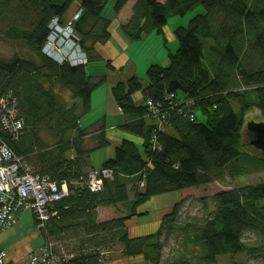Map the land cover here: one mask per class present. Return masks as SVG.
<instances>
[{"label": "trees", "instance_id": "16d2710c", "mask_svg": "<svg viewBox=\"0 0 264 264\" xmlns=\"http://www.w3.org/2000/svg\"><path fill=\"white\" fill-rule=\"evenodd\" d=\"M128 1L115 0V14ZM76 2L82 11L74 32L87 63L59 64L41 53L48 23L63 18ZM107 2L0 0V41L28 48L26 54L0 59V99L10 92L24 123L18 139L6 135L7 142L33 174L59 186L63 182L69 190L68 197L51 205L55 213L48 220L40 224L33 216L43 244L60 256L58 264H106L115 254L145 264H220L218 258L224 256L231 264H249L236 255L264 262V180L201 197L197 206H187L181 198L152 233L129 235L126 224L142 215L137 207L157 194L264 170V153L250 144L244 123L249 112L264 120V0L133 4L130 17L118 26L133 41L152 31L162 34L172 15L184 16L197 6L204 12L174 29L177 49L169 53L167 65L147 68L145 85L136 75L111 85L126 136L96 169L110 170L112 179H104L100 191H91L85 183L94 169L90 156L111 140L103 124L88 129L79 119L89 113L91 94L106 82L105 72L114 69L109 59L98 75L87 66L104 60L96 46L105 45L113 34V21L103 17ZM57 87L69 90L74 102L62 99ZM135 92L143 96L142 103H134ZM104 206L117 209V215L100 221L97 209ZM247 232L254 235V243L244 239ZM170 240L176 245H168Z\"/></svg>", "mask_w": 264, "mask_h": 264}, {"label": "rangeland", "instance_id": "374dc122", "mask_svg": "<svg viewBox=\"0 0 264 264\" xmlns=\"http://www.w3.org/2000/svg\"><path fill=\"white\" fill-rule=\"evenodd\" d=\"M115 0H108L104 10H103V17L109 18L113 21L116 14L115 11H113ZM79 9L78 3H74L73 6L65 13L63 18L59 19V25L64 26L68 25V23L71 22L72 17L74 16V13ZM204 12V8L201 6H197L194 9H192L190 12L185 14L184 16H170L167 20V24L163 27V33L157 34L156 31L149 32L146 36L139 39V41H133L130 40L128 42V45L121 44V48H118L116 45H114L116 50L110 49V52L108 53L110 58L113 59L111 61V65H114V69L117 71L116 74L119 75L122 74L125 75L127 72V64L125 62V57L131 60V63L135 65V74L136 77L143 83L147 80V75L145 74L147 68L153 63V62H159L165 63L163 61L165 58H167V64L168 62V55L169 53L175 52V50L178 47V41H176L173 31L177 27L181 26H187L189 21L191 20V17L202 14ZM115 25V22H113ZM73 29L74 24L72 23ZM78 44V41H76ZM103 47L99 45V50L101 51ZM28 48L21 43L16 42H6V41H0V59L8 60L12 58L14 55H21L22 53H27ZM106 48L103 49L105 52ZM98 52V51H97ZM102 52V51H101ZM107 53V52H106ZM118 54L120 56L118 57ZM49 58V57H48ZM50 59V58H49ZM104 59V58H103ZM52 60V59H51ZM106 60L102 61H92L87 64L88 71L91 74H98L101 72H105L106 66L104 65ZM165 64V65H167ZM122 68H120L121 66ZM114 75L109 76V79L102 85L98 86L97 89L93 91L92 94V103L90 106L89 113L82 115L80 117V124L85 127V123L87 127H90L91 124H94V128H99L103 124V118L104 116L107 118V125L114 124L115 122H119V118L121 119V112L119 110V107H117V104L115 102L114 97L112 96L111 92V85L115 83L113 80ZM129 78H123L122 80H127ZM124 82V81H123ZM117 83V82H116ZM58 92L61 95V98L67 101L68 103L74 102V99L71 98V94L69 90H65L63 88H58ZM134 103L140 104L142 103V95L140 92H135L133 95ZM76 108H80V100H75ZM80 110V109H79ZM78 110V111H79ZM195 114H197L198 119L203 120L202 114H200L199 110L195 111ZM254 112H249L247 116H245L244 123L245 126L250 121L260 122L262 119L259 120L257 116L254 115ZM104 115V116H103ZM82 120V121H81ZM248 133H250L248 131ZM252 140V133L251 138ZM250 139L245 138L247 142L250 141ZM249 140V141H248ZM115 143L110 142L109 145L106 147H103L101 149L95 150L92 152L90 159V164H92L95 168H100L103 161L111 158L114 155ZM252 147L250 148V150ZM264 180V170L260 172L252 173V175H245L241 176L238 179H227L224 183H218V182H212L209 185L206 186H199V188H189L181 191H172L167 192L164 194H157V196H153L150 199H147L145 203L140 204L137 207V210L139 213H142V215H138L136 217H132L127 219L126 224L129 229V235L137 236V235H145L148 233L154 232L159 225V220L168 212L171 211L172 207L178 203V200L180 197L187 199V206L191 204L192 206H197L198 201L201 197H210V195L220 192L221 190H227L231 189V187H238L245 183H252L257 181H263ZM197 208H191V211H197ZM117 209H111L109 213L102 214V217H98L100 221H104L105 219H110L115 217V213ZM166 213H162V212ZM162 213L163 215H161ZM20 223L17 225L16 231L11 232L5 231L0 232V249H5L11 252L18 253V255H21L22 253H30L33 250H36L39 246H41L44 243V239L39 234V229L34 226V218L32 212L26 211L22 215L19 216ZM244 239L247 240L249 243H254L255 238L254 235L251 233H246L244 236ZM168 245H176L173 240H170ZM166 245L163 250L164 253H168L169 247ZM57 249L60 251L67 252V249L65 246H61L60 244H56ZM21 257V256H20ZM119 255L115 254V258L118 259ZM235 259L242 260V261H248L249 264H264L263 261L259 259H249L244 255H236ZM231 259L228 256L219 257L218 263L220 264H231ZM120 264H126V262L122 261L119 262ZM127 264H145L143 261L138 260L134 261L133 263L128 261Z\"/></svg>", "mask_w": 264, "mask_h": 264}, {"label": "built area", "instance_id": "2783aa9c", "mask_svg": "<svg viewBox=\"0 0 264 264\" xmlns=\"http://www.w3.org/2000/svg\"><path fill=\"white\" fill-rule=\"evenodd\" d=\"M81 11L80 8L77 9L71 22L64 26L58 24V17H53L48 23L47 38L42 45L43 55L59 64L67 62L76 66L87 63V55L76 43L79 37L72 26L80 17ZM147 105L153 109L150 101ZM23 127L24 123L17 111V101L9 92L0 99V232L17 225L19 216L29 210L41 224L55 213L50 209L51 205L69 196L67 184L62 182L59 186L45 176L33 174L23 164L21 157L14 154L7 139L15 142ZM112 176L113 173L108 169H93L88 172L85 183L91 191H100L103 180L112 179ZM7 255V251L0 250V264H9L6 261ZM65 257L68 256H62L63 259ZM60 261V256L53 253L50 246L42 244L27 255L23 264H58Z\"/></svg>", "mask_w": 264, "mask_h": 264}, {"label": "crops", "instance_id": "0c3cea01", "mask_svg": "<svg viewBox=\"0 0 264 264\" xmlns=\"http://www.w3.org/2000/svg\"><path fill=\"white\" fill-rule=\"evenodd\" d=\"M137 0H129L128 2H127V4L120 10V12L119 13H117L116 14V16H115V18L113 19V22H115V26H114V28H113V30H112V36H111V38L107 41V43L105 44V45H101L103 48L101 49V51L99 50V45L100 44H97V46H96V51H98V53L105 59V60H110V62L111 61H113V59H111L110 58V56H109V52H110V49H112V50H114L116 47L114 46V45H116L118 48H121V44H123V45H128V42H130V40L128 39H126L125 37H124V35L120 32V29H119V24H121V23H124V22H126V20L130 17V15H131V13H132V11H131V8H132V6H133V4L136 2ZM160 1H165V0H160ZM144 36H146V35H143L142 36V38L144 37ZM114 44V45H113ZM104 48H106V50H105V52L103 51V49ZM116 50H114V52H115ZM107 52V53H106ZM120 56V54H118V57ZM163 61H165V63H159V62H153L152 64H160L161 66L162 65H164L165 66V64H167V58H165ZM125 62H126V66H127V72L125 73V75L126 76H124L123 75V77H122V74H120L119 73V75H117L116 74V70L115 69H111V70H108V71H106L105 72V76L107 77V79H109V76H111V75H114V78H113V80L115 81V83L116 82H120V81H125V80H122L123 78H130V76H133V75H136L135 74V65L134 64H132L131 63V60L130 59H128L127 60V58L125 57ZM119 66H121V65H119ZM113 67H114V65H113ZM123 66H121L120 68H122ZM115 68V67H114ZM98 74H100V73H98ZM98 74H96V75H98ZM107 79H106V81H107ZM147 83V80L146 81H144V83H143V81H142V84L143 85H145ZM92 94H93V92H92ZM92 94H91V103H92V100H93V98H92ZM142 100H143V96H142ZM104 116V115H103ZM101 119H103V127H104V129H105V132H106V134H107V136H108V138H109V140H111V142H113V143H117L118 141H119V138H121L122 136H126V133L123 131V130H121V126H122V124L125 122V118H124V116L122 115V113H121V119L119 118V122H115V125L114 124H111V126L110 125H107V118L104 116L103 118H101ZM82 121V120H81ZM81 125V124H80ZM85 125V127L84 128H88V129H90V128H94L95 127V125L94 124H91L90 125V127H87V125H86V123L84 124ZM82 126V125H81ZM83 127V126H82ZM139 140L140 139H138V138H134V141L135 142H137V143H139ZM93 154V153H92ZM91 154V155H92ZM90 159H91V156H90ZM90 159H89V162H90ZM104 162V161H103ZM102 162V163H103ZM90 166L92 167V168H94V169H99V168H95L92 164H90ZM101 166H102V164H101ZM182 197H180L179 199H181ZM111 209H114V208H112V207H109V206H104V207H100V208H98L97 209V215H98V217H102V214L104 215V214H106V213H109V211H111ZM163 214L164 213H166L165 211L164 212H162ZM162 213H160L161 215H163ZM116 214V213H115ZM20 218H19V221H18V223H17V225L20 223ZM17 225H15L14 227H11V228H9V230L11 231V232H14V231H16V229L15 228H17ZM9 230H7V231H9ZM6 231V232H7ZM5 232V231H4ZM0 250H5V249H0ZM5 251H7V253H8V255H7V262L9 263V264H23L24 263V260H25V258L27 257V255L29 254V253H22L21 255H18V253H15V252H11V251H8V250H5ZM21 256V257H20ZM126 262V264L128 263V261H129V259H126V258H122V257H118V259L117 258H113L112 260H109V261H107V263L106 264H120L119 262ZM131 262V261H130Z\"/></svg>", "mask_w": 264, "mask_h": 264}, {"label": "water", "instance_id": "95a60500", "mask_svg": "<svg viewBox=\"0 0 264 264\" xmlns=\"http://www.w3.org/2000/svg\"><path fill=\"white\" fill-rule=\"evenodd\" d=\"M246 128L252 133L250 144L264 153V120L260 122L250 121Z\"/></svg>", "mask_w": 264, "mask_h": 264}]
</instances>
